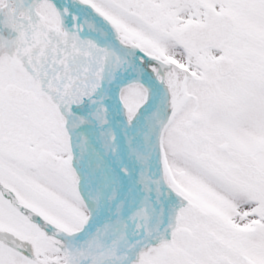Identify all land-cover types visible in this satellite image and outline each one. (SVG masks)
Masks as SVG:
<instances>
[{"label":"snow or ice","instance_id":"1","mask_svg":"<svg viewBox=\"0 0 264 264\" xmlns=\"http://www.w3.org/2000/svg\"><path fill=\"white\" fill-rule=\"evenodd\" d=\"M0 264H264V0H0Z\"/></svg>","mask_w":264,"mask_h":264}]
</instances>
